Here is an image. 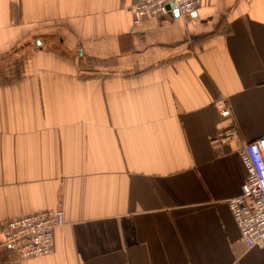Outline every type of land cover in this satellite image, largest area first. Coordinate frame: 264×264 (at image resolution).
Masks as SVG:
<instances>
[{"label": "crops", "instance_id": "1", "mask_svg": "<svg viewBox=\"0 0 264 264\" xmlns=\"http://www.w3.org/2000/svg\"><path fill=\"white\" fill-rule=\"evenodd\" d=\"M132 1L0 0V226L63 211L48 256L0 227V264H264L227 204L264 134V0Z\"/></svg>", "mask_w": 264, "mask_h": 264}, {"label": "built area", "instance_id": "2", "mask_svg": "<svg viewBox=\"0 0 264 264\" xmlns=\"http://www.w3.org/2000/svg\"><path fill=\"white\" fill-rule=\"evenodd\" d=\"M201 0H133L129 4L133 20L172 13L188 16L201 7ZM216 108L224 117L231 116L228 103L220 97ZM233 125L224 132L233 136ZM246 169V181L241 192L229 198L227 204L241 239L248 248H264V134L244 144L240 152ZM63 211L48 209L1 223L4 246L19 258L43 257L51 254L53 230L62 224Z\"/></svg>", "mask_w": 264, "mask_h": 264}, {"label": "water", "instance_id": "3", "mask_svg": "<svg viewBox=\"0 0 264 264\" xmlns=\"http://www.w3.org/2000/svg\"><path fill=\"white\" fill-rule=\"evenodd\" d=\"M177 15L179 14V12L176 10V12H175Z\"/></svg>", "mask_w": 264, "mask_h": 264}]
</instances>
